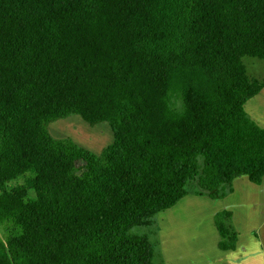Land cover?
Masks as SVG:
<instances>
[{
    "label": "trees",
    "instance_id": "1",
    "mask_svg": "<svg viewBox=\"0 0 264 264\" xmlns=\"http://www.w3.org/2000/svg\"><path fill=\"white\" fill-rule=\"evenodd\" d=\"M246 58L264 63V0H0V264H154L130 231L190 183L261 186L245 105L264 76ZM71 116L108 124L111 145L52 139ZM232 218L214 216L219 251L237 247Z\"/></svg>",
    "mask_w": 264,
    "mask_h": 264
},
{
    "label": "rangeland",
    "instance_id": "2",
    "mask_svg": "<svg viewBox=\"0 0 264 264\" xmlns=\"http://www.w3.org/2000/svg\"><path fill=\"white\" fill-rule=\"evenodd\" d=\"M244 64L249 77L264 76L263 62L246 58ZM245 110L264 127V89L246 103ZM47 131L54 140H72L95 154L113 141L108 124H89L79 116L56 119L47 125ZM35 175L28 172L16 177L4 185V190L26 187ZM187 190L188 195L173 208L145 219L130 231V235L147 238L154 264H264V181L255 186L246 177H239L212 193L199 189L196 183H190ZM28 197L34 198L32 191ZM221 211L233 214L232 224L238 232L235 251L217 248L220 239L213 219ZM5 231L6 227L0 226L2 241Z\"/></svg>",
    "mask_w": 264,
    "mask_h": 264
},
{
    "label": "crops",
    "instance_id": "3",
    "mask_svg": "<svg viewBox=\"0 0 264 264\" xmlns=\"http://www.w3.org/2000/svg\"><path fill=\"white\" fill-rule=\"evenodd\" d=\"M246 111V110H245ZM247 112V111H246ZM248 114V113H247ZM249 115V114H248ZM250 116V115H249ZM256 123H257V119H254L253 116H250Z\"/></svg>",
    "mask_w": 264,
    "mask_h": 264
}]
</instances>
